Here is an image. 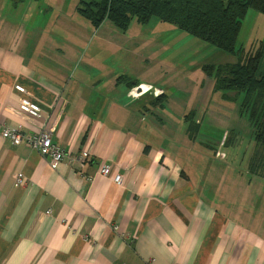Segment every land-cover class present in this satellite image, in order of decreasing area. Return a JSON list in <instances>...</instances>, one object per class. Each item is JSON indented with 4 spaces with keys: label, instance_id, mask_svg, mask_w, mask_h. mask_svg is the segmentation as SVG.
Wrapping results in <instances>:
<instances>
[{
    "label": "crops",
    "instance_id": "obj_1",
    "mask_svg": "<svg viewBox=\"0 0 264 264\" xmlns=\"http://www.w3.org/2000/svg\"><path fill=\"white\" fill-rule=\"evenodd\" d=\"M79 2L0 0V264H264V185L240 171L247 146L218 120L222 94L203 72L220 63L199 66L185 106L175 104L164 74L178 64L155 69L153 49L132 45L123 55L118 36L144 45L142 31L95 29ZM246 21L243 49L264 44V14L249 10L238 37ZM26 103L36 118L19 111ZM3 129H53L65 156L51 168ZM105 165L121 184L100 174Z\"/></svg>",
    "mask_w": 264,
    "mask_h": 264
},
{
    "label": "trees",
    "instance_id": "obj_2",
    "mask_svg": "<svg viewBox=\"0 0 264 264\" xmlns=\"http://www.w3.org/2000/svg\"><path fill=\"white\" fill-rule=\"evenodd\" d=\"M249 10L264 14V0H80L77 13L95 29L104 21L125 30L131 20L143 25L155 19L231 56L233 63L205 66L203 72L223 100L239 103L255 147L248 167L256 175L264 172V44L238 46Z\"/></svg>",
    "mask_w": 264,
    "mask_h": 264
},
{
    "label": "rangeland",
    "instance_id": "obj_3",
    "mask_svg": "<svg viewBox=\"0 0 264 264\" xmlns=\"http://www.w3.org/2000/svg\"><path fill=\"white\" fill-rule=\"evenodd\" d=\"M157 22L158 21H156L155 19H152L148 23L140 25L135 20H131L127 28L125 30H122L120 28H117L110 21H106V25L103 26V29L106 31H110L111 28H115V31L118 36L119 32L123 35V32L128 30L131 23H133L136 25L137 34L141 33L142 31V34L145 35L144 42H143L144 45L136 44L138 39L133 35H129L128 37L118 36V39L121 41V45L123 47V55H128L127 52L133 53V54L135 53V51L131 48V45H132V46H136V48H138V51H140V53H136L137 55L142 54L145 57L148 55H152L153 53L148 52V50L153 49V51L155 52L153 60H155V62H158V64H156L155 69H158L161 65H165L166 63L178 64L177 67L172 68L170 71H168V69H165L164 75L166 78H169L168 83L171 81V83L167 85L166 90L169 92V90L173 88L175 92L169 93L170 94L169 97L172 99L173 103L175 104H177L178 102L174 99V97L179 98L181 102L178 104L185 106L186 100H185V97H183L181 94L187 95V93H189L191 89L190 82H195L196 78H198L199 74L201 73L199 72V66L203 64H213V63L221 64V63H224L226 60H227L226 63H233V59L232 58L229 59V57L231 56L215 49L211 45L202 43L201 41L196 40L195 38L191 36H188L187 34L179 31L177 28L173 29V32H172L171 29H168L166 27V26L171 27L172 26L171 24L161 23V22L157 23ZM157 25L162 26L164 29H166V31L158 33L156 29ZM152 28H154L156 32L154 34V38L150 39L147 33H150V30ZM248 33H250V22L247 23L246 21L244 23V27L240 33V36L238 37V42H237L238 46L240 45L242 41H244L243 38L246 40V42L242 43V45L244 46L247 45L246 43L249 37ZM179 34H182V35L179 36ZM263 65H264V61L262 60V65L260 68H263ZM123 70L127 71L126 68H123ZM182 79H184V81ZM182 87L183 89H185V92L180 90L182 89ZM134 90L132 92H134ZM137 91H141V90L137 89ZM151 91H153L154 93L153 96L157 97L158 99L157 103L162 104L164 102V97H162V95L159 96L160 93L162 92L158 90V88L156 89L152 88ZM202 92L203 91H201V93ZM219 98L221 102H218V107H215V109H213L217 111V115L219 117L218 120L222 121L223 123H230V125L228 126L229 128H233L237 131H241L240 133L243 136V141L245 142V145L247 146V149L245 150L244 155L242 157V159L244 160L242 161L239 158V160L237 161L238 163H240L238 165L239 167H241L240 171L246 172L248 175H250V178L252 180L256 181L255 184L252 185V187H256L257 185H259L257 187L261 188L262 186L261 184L264 185V176H262L264 172H262V174L260 173V174L255 175L250 172L249 167H248V160L250 159V156L255 148L254 144H252L250 140V128H249L248 121L239 115V103L238 102L223 100L222 95L220 94H219ZM199 101H201V99ZM192 103L193 102H191L190 104ZM200 103H197L196 105H193L191 108H188L190 109L189 111L194 109L193 113L196 111L197 113H199L198 111L201 109ZM189 113L187 112L186 115H189ZM197 118L198 117H196V119ZM210 134L214 135L213 137L214 141H216L217 139L219 140L220 134L217 133V130L212 129ZM189 137L190 138L194 137V134H190ZM188 138L186 139L188 140ZM199 139L201 140V138H198L197 143ZM188 141H190L191 143V140H188ZM237 141L238 142L242 141V137L238 136V138L233 143L235 144L237 143ZM202 145L204 149H207L205 148L206 145L203 141H202ZM241 154H242V150L240 151V154L239 152L236 153V157H239Z\"/></svg>",
    "mask_w": 264,
    "mask_h": 264
},
{
    "label": "built area",
    "instance_id": "obj_4",
    "mask_svg": "<svg viewBox=\"0 0 264 264\" xmlns=\"http://www.w3.org/2000/svg\"><path fill=\"white\" fill-rule=\"evenodd\" d=\"M14 88L17 92L24 93V89L22 87L15 86ZM19 111L22 112L23 114H27L31 118H36L39 113V108L36 104L26 103V104H22L19 107ZM52 134H53V129H49V130L42 131V133L40 132V134L37 137L26 138L17 131L3 129L1 132V137L3 139H10L13 145H20L22 141L26 142L24 144L32 145L33 148L39 151L42 157L46 158L48 162H50L49 163L50 167L54 168L58 162L63 160L64 154L60 153L57 146H53L50 143L49 137L52 136ZM100 174L104 177L110 178L116 184L122 183L121 175H118V174L113 175L111 173L110 167L107 165L101 168ZM22 182L23 181L21 179V176H17L15 184L21 185Z\"/></svg>",
    "mask_w": 264,
    "mask_h": 264
},
{
    "label": "bare ground",
    "instance_id": "obj_5",
    "mask_svg": "<svg viewBox=\"0 0 264 264\" xmlns=\"http://www.w3.org/2000/svg\"><path fill=\"white\" fill-rule=\"evenodd\" d=\"M43 131H44V130H43ZM41 133H42V131H41ZM39 134H40V132L37 133V134H34V135H29V134H23V133H21V135L24 136V137H26V138H29V137H37ZM7 140H10V139H7ZM49 140H50V143H51L53 146H57V148H58V150L60 151V153L65 154L64 151L61 149L60 146H58V145H56V144L53 143V141H52V136L49 137ZM10 141H11V140H10ZM21 143H26V142L22 141ZM21 143H20V144H21ZM28 146H30V147L33 148V146L30 145V144H28ZM36 150H37V149H36ZM38 152H39V151H38ZM64 156H65V155H64ZM43 158H44V157H43ZM49 163H50V162H49Z\"/></svg>",
    "mask_w": 264,
    "mask_h": 264
}]
</instances>
